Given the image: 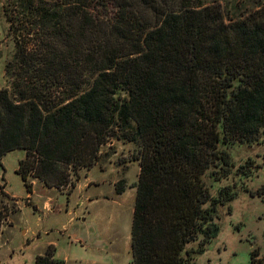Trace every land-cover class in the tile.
Returning <instances> with one entry per match:
<instances>
[{"label": "trees", "instance_id": "1", "mask_svg": "<svg viewBox=\"0 0 264 264\" xmlns=\"http://www.w3.org/2000/svg\"><path fill=\"white\" fill-rule=\"evenodd\" d=\"M10 5L15 58L29 73L18 96L0 90V161L24 152L16 172L27 193L29 177L74 186L120 132L139 151L132 264H195L218 233L217 207L236 195L211 194L235 173L228 148L264 133V7L226 21L219 6L189 0H108L111 16L98 0ZM33 264L65 263L49 245Z\"/></svg>", "mask_w": 264, "mask_h": 264}, {"label": "rangeland", "instance_id": "2", "mask_svg": "<svg viewBox=\"0 0 264 264\" xmlns=\"http://www.w3.org/2000/svg\"><path fill=\"white\" fill-rule=\"evenodd\" d=\"M39 1L58 2L35 0V3ZM98 1L106 2L107 16H111L112 9L108 0ZM189 2L219 6L226 21L243 19L264 7V0ZM10 4L11 0H0V90L7 89L13 97V94L18 96L17 92H23L25 83H22L21 77L29 72L28 66L21 65L15 58L14 38L9 33L2 9L11 8ZM98 10L97 14L103 17L102 9ZM12 14L20 17L21 23L27 25L26 32H29L31 28L23 19L21 8H14ZM35 78L39 80V76ZM59 92L58 97H63L64 91ZM118 135L122 136L120 132ZM117 136L108 138L107 143L101 147L100 159L95 166L79 171L78 178L72 177L74 186L49 189L39 180L29 177L32 191L27 199L24 198L26 189L16 172L24 152L14 151L3 156L0 161V264H33L36 256L44 252L46 242L52 239L58 245L57 255L67 256L71 251L68 239L71 230H75L81 237L99 235L103 241L101 250L98 248L96 251L94 246V251L89 247L83 253L80 251L83 245L79 240L72 249L78 256L87 259L97 255L102 262L97 264H132L131 223L136 197L134 184L139 174V162L135 158L139 151L133 144ZM228 153L235 166V173L228 179L213 183L211 194L215 196L217 189L235 186L232 192L236 195L230 202L217 207L214 223L218 226V233L205 246L203 253L195 255V264H251L250 254L253 250V264H264V191L259 192L264 190V133L257 143L231 145ZM241 167L245 168L240 170L248 178L236 172ZM88 173L89 178L86 180ZM83 184L89 188L92 184L98 185L92 187L94 190H110L109 198L76 208L80 199L72 191L82 190ZM206 184L208 186L210 182L206 180ZM4 190L20 197V200H10ZM47 197L52 202L45 206L43 202ZM13 200L19 202V205ZM74 202L76 205L73 208ZM52 207L55 209L53 213H45V209ZM67 207L71 210L70 217L74 219L71 223L67 222L70 218L65 211ZM80 217L86 218V222L81 223ZM25 230L26 233L23 232ZM197 243L191 245L195 247Z\"/></svg>", "mask_w": 264, "mask_h": 264}, {"label": "crops", "instance_id": "3", "mask_svg": "<svg viewBox=\"0 0 264 264\" xmlns=\"http://www.w3.org/2000/svg\"><path fill=\"white\" fill-rule=\"evenodd\" d=\"M89 173H88V177H86V180L89 178ZM89 183H90V180H88L87 184H89ZM87 184H83L84 188L82 190H73L72 191V194H75L76 193V196L80 199L79 204L76 205V202H74L73 205H72V207L76 205V208H78L79 205H85V204L87 205L89 203H92L93 204L94 202H97L99 200L109 198V193L108 192L110 190H94L92 187L96 188V187H98V185L92 184L91 187L89 188V187H87ZM85 188H86V190H85ZM45 191H47V190H45ZM111 191H113V190H111ZM4 193L8 196V198L10 200L11 199H15V198H19V200H20V197H17L15 195L9 194L8 192H6V190H4ZM33 193H34V191L32 192V194ZM28 196H30V193H27L26 192V195H25L24 198L27 199ZM13 201H14V203H16V205H19L18 204L19 202H17L16 200H13ZM51 202H52L51 201V198L47 197L46 198V201H44L43 204L45 206H47L46 204L51 203ZM87 208H88V206H87ZM20 210H21V208H20ZM47 210H48V212H47ZM47 210L45 209V211H46L45 213H47V214H51V213H53L55 211L54 207H52L50 209L48 208ZM65 211H66L67 216L70 217L71 210H69L68 207H67V209ZM73 220L74 219L72 217H70L67 222H70L71 223ZM79 221L81 223L82 222H86V218L80 217ZM23 232L26 233V230L23 231ZM45 235H48V234L45 233ZM68 239L70 240V244H69L70 246H69V248H71V251L69 250V254L67 256L61 257L60 255H57L58 245H57V243H55L53 241V239L52 240H48L46 242L45 248L48 245L54 246L55 247V250H56V257L59 258V259H61V260H63L65 264H68V262H71L73 264H74V262H77L79 264H87V263H89V264H97L99 261H100V263H102L101 260H100L101 257H99L97 255L91 256L89 258L86 257L87 259H85L84 257H80V256H78V254L72 252V249H74V244H76L77 242H79V240L81 241V243L83 245V246H80L79 245L81 247L80 251L83 252V253H86L85 252L86 251L85 249L86 248H89V247L93 250L94 249V246L96 247L95 248L96 251L98 250V248H100V250H101V248L103 247V245H102V242L103 241L101 240V238H100L99 235L94 236L92 238L91 237L88 238L87 236L81 237V236L78 235V233L75 230L74 231L71 230L70 236L68 235ZM95 258H98V259H95Z\"/></svg>", "mask_w": 264, "mask_h": 264}]
</instances>
